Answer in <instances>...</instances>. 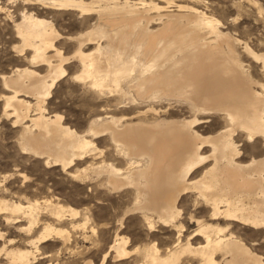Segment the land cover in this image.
I'll return each mask as SVG.
<instances>
[{
	"label": "bare ground",
	"instance_id": "bare-ground-1",
	"mask_svg": "<svg viewBox=\"0 0 264 264\" xmlns=\"http://www.w3.org/2000/svg\"><path fill=\"white\" fill-rule=\"evenodd\" d=\"M36 1L55 11H75L88 25L67 37L76 47L66 56L55 44L61 35L50 19L22 13L15 23L21 44L14 48L29 50L30 65H44L46 72L26 66L3 75L8 93L1 95L2 115L21 127L20 153L43 168L58 167L89 184L91 192L93 185L113 194L129 190V205L101 264L131 257L134 264H264L259 254L264 241L248 244L231 229L235 223L264 229V80L251 75L237 46L261 62L263 78L264 50L255 52L224 31L214 14L191 5L170 10L154 0ZM71 58L79 64L73 79L103 100L104 116H91L82 131L46 109ZM182 104L190 115L173 109ZM215 115L223 120L221 128L208 134L195 128ZM99 142L113 159L102 155ZM14 174L20 185L2 184L0 192V264H63L57 255L72 232L88 235L89 210L67 204L52 185L31 190V177L17 169L1 178ZM185 196L192 204L188 221L196 228L183 240ZM131 214L150 232L158 225L174 228L176 241L165 249L155 241L132 247L119 233ZM58 242L56 251L44 250Z\"/></svg>",
	"mask_w": 264,
	"mask_h": 264
},
{
	"label": "rangeland",
	"instance_id": "rangeland-1",
	"mask_svg": "<svg viewBox=\"0 0 264 264\" xmlns=\"http://www.w3.org/2000/svg\"><path fill=\"white\" fill-rule=\"evenodd\" d=\"M154 1L161 6L168 5L170 10H176L177 5L183 4L209 11L223 23L224 31L227 30L242 42H246L255 52L264 50V0ZM167 2L170 3L167 4ZM0 6L3 8V10L0 9V181L2 180V174L13 173L17 169V171L24 172L31 177V190H34L37 184H43L45 187L52 185L56 194L61 195L67 204L80 210L87 208L91 216L88 224L90 227L84 233L88 235L83 238L79 230L72 232V241L60 249L57 258L64 262L63 264H83L86 260H91L93 264H101L102 253L107 249L108 244L113 239V234L117 231L118 219L129 205L130 198L127 196L129 190L114 191L113 194V192L110 193L104 188L102 190L95 189V185H93L91 186L93 188L91 192L87 190L89 184L81 185L71 177L63 175L58 167L43 168L42 164L33 160L31 156L20 153L17 139L21 127L13 123V117L2 115L3 99L1 95L8 93L2 81L3 75L10 74L15 68L26 66H30L40 74L46 72L44 65H30L31 52L29 50L19 53L14 48L21 44L19 38L16 37L15 23L20 20L22 13L29 11L50 19L61 35V38L55 40V44L58 48L60 47L62 53L66 56L71 55L75 49L74 47H76L74 46L76 45L75 41L67 37L75 36L84 31L88 23L82 22V18L75 11H55L43 7L36 0H0ZM237 49L241 60L248 67L251 75L257 80L263 81L261 62L253 60L242 50L240 45L237 46ZM64 68L67 75L61 78L52 90L46 109L50 113L58 112L62 114L65 123L77 131H82L87 126L91 116L98 114L104 116L103 111H100L101 102H103L102 95L98 97L97 94L92 93V90L86 89L87 87L73 79L74 73L76 74L79 71V64L76 59L71 58L64 64ZM256 89L259 90V88ZM27 99L33 103L31 98ZM176 108L181 110L180 114H184L183 116L190 115L186 105L173 106L174 110ZM209 119L212 121L199 124L195 128L202 134L212 133L221 128L223 120L219 115L209 117ZM103 145L102 142L98 144L100 149L105 150L102 155L108 160L113 159L109 155L110 150L105 149ZM250 151V149L247 150L248 153ZM20 183L21 178L14 174L13 178L0 182V189L4 187L3 185L5 187L12 186L15 189ZM0 192H3V189ZM182 211L179 221L186 228L182 232L183 236H181L185 240V237L196 228L195 223L190 224L188 221V216L192 213L191 198L189 196L182 199ZM195 216L199 217L200 215ZM105 223L109 225L107 229L104 228ZM123 223L125 228L119 230V233L131 239L130 244L132 247H143L155 241L161 249H165L176 241L177 233L174 228L158 225L155 227V231L150 232L138 214L126 216ZM91 226H94V232L91 231ZM231 227L232 231L241 235L248 244L264 241V229L254 230L238 223L233 224ZM0 229L4 230V227L0 226ZM261 244L264 245V243ZM59 246L58 242L54 247L47 246L44 250L51 253L56 251ZM259 254L262 255L264 260V246L259 250ZM131 258L126 259L127 263L108 259L106 264H134L133 258L135 257ZM41 262V264H46L44 260Z\"/></svg>",
	"mask_w": 264,
	"mask_h": 264
}]
</instances>
